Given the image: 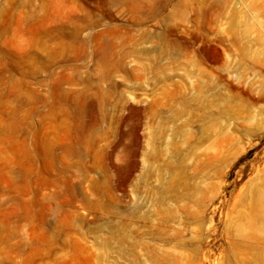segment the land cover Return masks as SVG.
<instances>
[{
	"label": "rangeland",
	"instance_id": "rangeland-1",
	"mask_svg": "<svg viewBox=\"0 0 264 264\" xmlns=\"http://www.w3.org/2000/svg\"><path fill=\"white\" fill-rule=\"evenodd\" d=\"M0 264H264V0H0Z\"/></svg>",
	"mask_w": 264,
	"mask_h": 264
}]
</instances>
